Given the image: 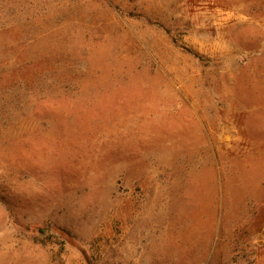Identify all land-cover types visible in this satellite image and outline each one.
Returning a JSON list of instances; mask_svg holds the SVG:
<instances>
[{
	"label": "rangeland",
	"instance_id": "374dc122",
	"mask_svg": "<svg viewBox=\"0 0 264 264\" xmlns=\"http://www.w3.org/2000/svg\"><path fill=\"white\" fill-rule=\"evenodd\" d=\"M0 264H264V0H0Z\"/></svg>",
	"mask_w": 264,
	"mask_h": 264
},
{
	"label": "trees",
	"instance_id": "16d2710c",
	"mask_svg": "<svg viewBox=\"0 0 264 264\" xmlns=\"http://www.w3.org/2000/svg\"><path fill=\"white\" fill-rule=\"evenodd\" d=\"M38 233H39L40 235H42V237H45V236L48 237V235H49V234H47V230H46V229H39V230H38ZM67 237H68V236L66 235V236H65V239H67Z\"/></svg>",
	"mask_w": 264,
	"mask_h": 264
}]
</instances>
